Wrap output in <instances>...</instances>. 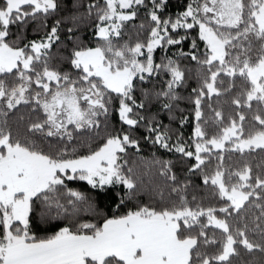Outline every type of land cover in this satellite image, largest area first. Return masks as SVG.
Wrapping results in <instances>:
<instances>
[{"label": "snow or ice", "instance_id": "snow-or-ice-1", "mask_svg": "<svg viewBox=\"0 0 264 264\" xmlns=\"http://www.w3.org/2000/svg\"><path fill=\"white\" fill-rule=\"evenodd\" d=\"M167 6L168 0L87 4L86 16L95 10L96 44L87 46L69 27L68 64L75 71L66 72L49 63L64 20L55 19L40 39L23 42L29 23L39 20L47 28L58 0H0V264H233L238 245L264 252V166L254 174L248 164L235 170L224 164L225 152L264 151V0H190L175 19L163 18ZM141 8L151 27L143 40H125L126 26ZM132 26L137 35L145 29L143 22ZM196 29L203 58L196 54V38L194 51L179 52V58L198 65V87L188 97L195 125L190 144L180 135L172 144V129L141 110L158 103L170 120L176 118L182 99L177 89L191 70L167 56L156 63L154 53L182 45ZM161 74L167 79L158 90L143 86ZM224 78L222 91L218 85ZM237 86L232 104L254 110L247 134L242 112L225 125L224 113L210 103ZM205 104L220 125L212 136L204 127L209 123ZM20 106L28 107L27 120ZM113 112L121 127L109 131ZM13 118L18 126L23 122V133L13 130ZM187 122V116L180 119L181 126ZM102 124L103 143L78 155L79 146L71 144L74 133L93 130L99 136ZM142 124L150 134L145 139L193 163L186 164L182 181L171 161H156L160 175L171 182L167 200L160 191L158 205L129 208L139 184L131 168L125 172L121 154L139 149L134 133ZM190 175L202 177L218 207H205L196 196L188 199ZM76 180L107 194L111 214L66 184ZM40 231L50 234L40 236Z\"/></svg>", "mask_w": 264, "mask_h": 264}, {"label": "trees", "instance_id": "trees-1", "mask_svg": "<svg viewBox=\"0 0 264 264\" xmlns=\"http://www.w3.org/2000/svg\"><path fill=\"white\" fill-rule=\"evenodd\" d=\"M96 0H80L81 5L77 7V0H58L59 8L56 13L52 14L47 18V28H42L40 26V21L37 20L35 22L29 23L27 28L23 30L24 43L32 39H40L43 37L45 32L50 29L55 19H62L64 23H62L60 28V36L61 41L54 44L52 49L50 50V56L52 59L49 61L50 66L55 67L61 71L66 72H74L75 70L71 69L68 64V57L72 51V42L68 40L67 29L69 27H73L76 29V37H79L81 41L84 42L87 46L94 47L96 44L95 38L93 37L94 31V17L95 10H93L92 17L86 16V5L89 3H95ZM190 0H168V6L163 11V18L167 19L171 17L175 19L176 16L185 9L187 3ZM76 17L77 20L74 23L70 17ZM83 19H80V18ZM145 24V29L139 31V35H137V28H134L132 25H139L140 23ZM151 27L150 22L147 19V16L144 12V9L141 8L139 16L136 21L130 22L125 29L124 39L127 40L129 36L132 38L134 42L136 39L143 40L147 35V29ZM18 31L16 26H12V32L15 34ZM180 34H184L183 29L178 30ZM197 31L192 30L189 33V38L183 41L182 45L169 46L167 49H157L154 53V59L156 63H159L164 57H171L174 60H178L182 67L190 69L189 78L186 84L177 89V92L182 97L179 100L178 108L175 111V119H169V113L160 109V105L158 103H154L150 106H147L146 109L141 110L142 113L146 116L152 117L155 116L157 121L162 122L164 125L169 126L172 129V139L170 143L174 144L177 139V135L181 136L183 142L190 144L193 134V129L195 125L194 116V106L188 100L190 95H194L191 90L192 88L198 87V81L196 77V69L198 65L196 62L191 61L187 58H179V52H191L194 51L191 48V40L193 38L197 39L199 48L196 50V54L203 58V52L205 51L204 42L199 41L197 37ZM175 35V34H173ZM22 46V45H21ZM163 74L159 78H152L150 82L145 83L143 86L148 89H156L158 90L161 87L162 81L166 80ZM224 85H218L221 87V90L227 87V78H224ZM239 85V81H237ZM240 88L233 89L230 93H224L220 97L213 96L211 98L210 103L213 108L220 110L224 113L225 121L224 124L228 123L229 117H235L238 119L237 113L242 112L246 119L243 122V126L245 129V134L251 129L252 124V115L253 111H249L247 108L237 109L235 105L232 104V100L239 94ZM137 96L139 97V91L137 92ZM205 119L209 121L208 124L204 125L205 130L208 136L215 135L220 130V125L218 123L213 122V116L211 111L207 108L206 104L204 107ZM29 109L27 106H20V114L25 115V120L28 118ZM184 116L188 117V122L183 126L180 125V119ZM32 118L35 119V114H32ZM103 119V118H101ZM110 127L109 131L113 129L119 130L121 125L118 120V115L113 112L109 117ZM13 130L15 131L17 127H19V131L23 133L25 131L23 122L19 124V126L15 123V118H13L12 122ZM71 128V126H69ZM125 128L127 126H124ZM99 131V136L96 135V131H82L79 133H74V140L71 142L72 145H77L78 147V155L79 154H87L91 149H95L98 145L103 143L102 137L105 136V131L103 129V124ZM135 138L139 140V149L136 148H128L127 152L121 154L122 159L121 163L124 167L125 172H127L128 168L132 169L134 179L137 180L139 184V196L129 203V208H134L138 203L139 204H152L153 206L158 205L160 201V196L157 195V192L162 191L167 200L169 196V187L168 185L171 183L170 181H166L165 177L160 175V164L156 163V161H171L173 164V171L181 178L183 181L186 176V164L193 163L192 160H188L184 158L181 160L180 154L173 152H168L159 147V145H153L150 139H145L146 136L150 134L147 132L143 124L135 131ZM71 150V145L69 147ZM224 164L226 168L235 170L243 167L245 164H248L252 167L253 173L256 174L261 171V168L258 166H264V151L259 149L249 152L245 151V153L241 154L238 152H225L224 153ZM126 162V163H125ZM215 161H213L214 165ZM190 180V185L187 189V197L191 201L193 196L197 197V202H202V204L207 207L209 205L219 206L217 201L210 197V189L202 183V177L198 175H190L188 177ZM66 184L69 188L79 190L85 192L90 195L93 200L96 202L97 206L101 208L105 214L110 215L109 209L112 207L111 198L105 194L98 192L97 190H92L90 186L83 181H66ZM122 186H117L115 191L119 190ZM175 194H173V197ZM193 206H195L193 204ZM257 214H258V210ZM86 219L89 217H85ZM95 222V221H94ZM46 227V226H41ZM40 236L50 234L45 233L44 231H40L37 233ZM249 238L253 241L259 242V237L253 233H249ZM238 256L233 257V264H264V252H261L259 249H254L249 252L244 249L242 246H237Z\"/></svg>", "mask_w": 264, "mask_h": 264}]
</instances>
